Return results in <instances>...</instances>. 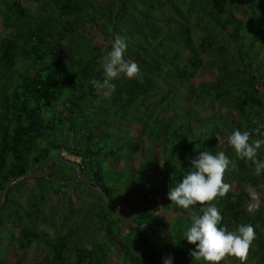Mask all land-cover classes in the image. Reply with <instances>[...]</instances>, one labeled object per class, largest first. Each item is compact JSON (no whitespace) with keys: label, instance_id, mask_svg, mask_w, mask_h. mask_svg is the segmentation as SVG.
<instances>
[{"label":"trees","instance_id":"16d2710c","mask_svg":"<svg viewBox=\"0 0 264 264\" xmlns=\"http://www.w3.org/2000/svg\"><path fill=\"white\" fill-rule=\"evenodd\" d=\"M94 28L107 50L88 37ZM117 35L140 78L120 74L105 96L90 81L103 80L101 58ZM235 129L248 131L249 143L264 139V0H0V199L11 180L67 150L115 202L130 203L133 219L151 225L174 264H207L192 259L195 245L182 237L200 204L178 207L167 192L197 152L223 151L235 163L223 175L229 191L209 203L221 225L251 224L255 237L243 261L226 254L219 264H264V169L257 175L228 143ZM256 159L264 161V144ZM66 203L71 216L95 218L101 235L72 242L60 232ZM37 242L51 254L30 264L164 257L145 228L124 224L82 180L24 178L8 190L0 264H14L6 243L25 250Z\"/></svg>","mask_w":264,"mask_h":264},{"label":"clouds","instance_id":"9594fccd","mask_svg":"<svg viewBox=\"0 0 264 264\" xmlns=\"http://www.w3.org/2000/svg\"><path fill=\"white\" fill-rule=\"evenodd\" d=\"M127 43L124 37L117 35L111 48L102 56L103 80L93 79L90 83L97 89H106L104 95H110L114 89L111 81L123 74L127 78H140V68L137 63H128L124 59ZM249 132L235 129L228 137V143L241 158L252 160L255 173L264 169V161L256 159L257 150L264 144V139L249 143ZM264 136V133H261ZM189 167L183 173L176 186L167 192V197L178 207L190 209V206L200 204V211L191 217V224L182 233L186 241L195 245L190 250L192 259L204 261L207 264H219L226 254H234L243 261L249 245L255 237L251 224H240L234 230H228L221 225L222 215L213 203L217 196L223 197L229 191V185L223 182V175L230 166L235 167L223 151L213 154L210 151H200L189 159ZM126 210V209H125ZM251 210V208L249 209ZM162 264H173L174 258L169 254L162 257Z\"/></svg>","mask_w":264,"mask_h":264},{"label":"rangeland","instance_id":"374dc122","mask_svg":"<svg viewBox=\"0 0 264 264\" xmlns=\"http://www.w3.org/2000/svg\"><path fill=\"white\" fill-rule=\"evenodd\" d=\"M88 37L90 40H93L96 44L101 46L103 50L108 49V41L106 37L96 28L89 30ZM62 51L65 53H71V50H68L67 47H62ZM51 157H65L68 159H71L77 163L81 162V158L77 155H73L69 153L67 150H63L59 156V152L53 150ZM56 161L53 162L54 165H47L46 170L51 173L57 174V176L64 178L65 176L71 175L73 178H76L79 176L78 169L74 166L64 165L61 169V164L56 163ZM73 167L75 169H73ZM67 179V178H66ZM72 179V178H71ZM257 193L256 191L254 192ZM97 201H99L97 199ZM130 203L125 200L124 201V207L127 211H130L131 206ZM70 207L66 203L65 208L60 213L59 221L62 222V224L59 225V228H61L60 232L66 233L69 232L71 236V241L74 242L79 237L90 239L94 234L101 235V228L100 224H98L95 220V218H89L87 216H83L82 213H76L74 216H71L70 214ZM77 220V222H76ZM48 236L50 238L54 237L56 233H53L52 229H47ZM7 247L10 250V260L14 264H30L34 261H37L39 259H43L49 254H51V251L49 250V247L43 243V242H37L34 243V245L28 249L25 250H18L14 243H6ZM108 264H122V261L119 258H116L114 255L109 256Z\"/></svg>","mask_w":264,"mask_h":264},{"label":"water","instance_id":"95a60500","mask_svg":"<svg viewBox=\"0 0 264 264\" xmlns=\"http://www.w3.org/2000/svg\"><path fill=\"white\" fill-rule=\"evenodd\" d=\"M54 161H61V162H64V163L70 164L71 166L76 167L78 169L79 176L76 178H72V179H66V178L59 177L57 175H53V176L48 175V171L46 170V167L49 163L54 162ZM24 178H52L53 180H56L59 182L72 183V184H77L80 180H82L83 182L89 184L92 188H94L100 192V194L107 201L109 207H111L113 209L115 215L124 224L129 225V226H137V227L145 228L147 231V237H148L149 241L152 243V245L157 250H159L165 258L170 254V251L167 249V247L164 245V243L159 238L154 236L151 225L147 222L139 223L136 219H133L130 216V214L128 213V211L125 210L123 206H121L120 204L115 202L111 198V196L100 185H98L96 183V181L94 179H90L84 175V173L82 171V167L79 163H77L71 159L65 158V157H50V158L46 159L41 164V166L39 168H37L34 172L27 173L22 177H18L15 180H11L6 185V187L4 188V190L2 192V196L0 199V207L4 205L6 198H7V192L11 188V186L14 183H17ZM173 264H174V261H173Z\"/></svg>","mask_w":264,"mask_h":264},{"label":"flooded vegetation","instance_id":"af4514ba","mask_svg":"<svg viewBox=\"0 0 264 264\" xmlns=\"http://www.w3.org/2000/svg\"><path fill=\"white\" fill-rule=\"evenodd\" d=\"M50 164V163H49Z\"/></svg>","mask_w":264,"mask_h":264}]
</instances>
